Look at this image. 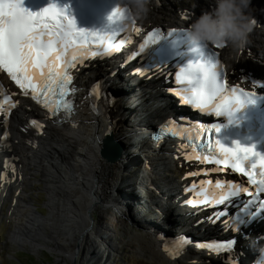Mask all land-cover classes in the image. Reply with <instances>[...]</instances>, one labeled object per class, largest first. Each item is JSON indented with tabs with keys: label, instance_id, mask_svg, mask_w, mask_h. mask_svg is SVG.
<instances>
[{
	"label": "bare ground",
	"instance_id": "bare-ground-1",
	"mask_svg": "<svg viewBox=\"0 0 264 264\" xmlns=\"http://www.w3.org/2000/svg\"><path fill=\"white\" fill-rule=\"evenodd\" d=\"M252 8L260 12L264 10V4L259 0V2L254 3ZM156 12L157 10L153 5L148 19H155ZM260 13L261 16L255 25L264 22L262 12ZM142 25L146 26L145 23H142ZM252 46V38L249 37V43L245 48L231 52L233 62L229 61L228 63L235 74L244 73V69H249V73L262 70L252 62L248 51ZM109 66L107 68L99 66L101 69L96 68L89 71L81 68L82 70L77 71L78 77L74 87L78 99L70 119L61 116L49 117L45 110L31 101L28 96H23L16 86L13 83L11 84L0 72V80L16 104L11 114H8L9 119L6 118L2 109V116L0 115V173H3L2 176L4 177L1 181L4 187L3 200L7 199V193L8 196L9 194L12 195L14 188L17 191L16 196L12 195L14 205H11L10 212L15 216V219L13 220L14 229L10 232L9 239L12 242L23 244L29 242V244L34 245L31 246L33 248L38 245H45L57 250L61 253L60 258L63 264L73 263L76 255L79 256L80 251L73 252L72 247L74 244L76 247H80L86 241V229L88 230L90 227L94 229V225L92 226L89 222L90 213L97 211L98 216H103L100 204L108 209L111 202L118 201L114 196L119 195V193L121 196H125L126 200L132 198L135 201L124 200L123 206L126 210L130 211L132 205L138 203V206L136 205L132 209L143 216L145 223H141L147 226V230L155 227L153 225L154 221L162 226L163 235L174 238L176 244L180 242L175 239H179L181 235L187 238L191 242L185 246L187 249H191L189 247H192L197 240H208L210 238V226L196 224L197 227L201 226V230L195 232L194 226H191L192 223L184 226L179 222L185 219L183 215L178 217V221L172 216L169 199L171 193L174 195L175 192L174 187L169 182L164 183L163 181L165 191L159 185L160 180L156 181L157 185L154 186L157 191L160 187V192L168 200L166 206L160 205L161 214L156 216V220L152 219V215V217L150 216L151 211L149 212V209L144 210L141 208L144 206L140 202L143 198L136 191L135 184L138 183V180H141V183H147L149 180L141 174L143 173L141 170L143 161L140 160L142 162L139 167V158L137 159V156H135L136 152L140 150L138 145L144 144L147 140V138L139 140L140 131H142L141 128L146 127V124L148 129H153L158 125L156 122L159 119H166V113L163 112L166 109L164 106L168 104L170 110H174L173 103L171 97L165 91L166 88L160 82L156 87V93L147 91L145 86L136 89L135 86L129 84V79L132 77L130 74L133 70L136 72L135 65H116L108 71ZM110 73H114V75H110ZM252 75L249 74L248 77L251 78ZM96 78L104 80L107 85L120 92L119 95L114 90L117 96L121 98V103L123 100L124 110L130 116V120L127 121L126 125H124L122 115L119 113L121 105L119 107L115 106L113 109L110 105L111 109L108 110L109 105H104L103 100L99 101L97 99L93 102L90 98L88 85ZM135 79L133 80L135 81ZM129 87L135 93L143 89V93L139 92L140 94L133 96L130 94ZM101 107H105L106 110L104 111ZM33 119L37 120L38 124L43 125V127L31 125L30 122ZM5 131H7L10 144L3 147V142L7 139L3 135ZM110 134L113 140L122 146L121 158L114 162L109 161L101 154L104 139ZM8 147L12 151L7 152ZM148 148L151 149L152 147L148 145ZM171 149L174 152L173 156L178 155L174 159L176 166L187 164V169H189L188 164L190 162L186 158L188 157L186 150L184 151L173 144H171ZM168 153L169 151L163 148L153 151L148 150V166H160L159 157L169 162L170 156ZM5 157L10 161L13 159V165L4 164L3 158ZM197 166L206 169L217 167L214 164L205 162H199ZM36 174H40L42 177L44 188L48 193L50 212L47 217L37 216L30 209V206H32L30 200L23 197V194H26L25 187L28 186L26 181L29 182L32 178L34 179ZM213 176V181H215L221 174L215 172ZM203 180L201 176H198V181ZM219 180L226 179L221 177ZM150 181L155 184V181ZM232 181L245 182L242 177L237 175L233 176ZM200 182L199 184L202 187H207ZM184 184L186 185V182ZM126 188L130 190L126 191ZM0 195L2 197V194ZM151 198L156 202L154 196ZM197 198L200 199V197ZM203 212L199 213L203 214ZM113 219L119 221L117 213L113 214ZM97 227L102 230L110 228L105 221H99ZM256 228L263 234L260 226ZM149 231L151 230L149 229ZM227 234L233 233L228 232ZM151 235V233L144 234V238L147 237L150 251L145 247L147 252L160 259L173 260L167 253L163 252V242L158 237ZM248 245L247 241H238L231 250L219 254V260L215 259L216 261L206 258V256L199 257L197 251H200L201 248L197 247L199 250H193L192 255L187 256L186 260L171 261V263L197 264L191 262L195 259L198 260V264H229V262L234 264L232 261L234 257H231V255L238 247L239 249H246ZM93 253L95 252L93 251ZM230 257L231 261H228ZM92 258L95 259V264H102L99 260H102V258L97 257L96 254H93Z\"/></svg>",
	"mask_w": 264,
	"mask_h": 264
},
{
	"label": "snow or ice",
	"instance_id": "snow-or-ice-1",
	"mask_svg": "<svg viewBox=\"0 0 264 264\" xmlns=\"http://www.w3.org/2000/svg\"><path fill=\"white\" fill-rule=\"evenodd\" d=\"M123 12L124 9L117 6L109 16V21L114 26L107 31H97L77 27L75 18L55 3H50L39 12H32L22 6V0H0V72L6 73L15 82L23 96H30L50 115L56 116L61 111L71 115L73 104L69 97L75 91L72 87L71 69L76 67L77 61L83 63L89 56L110 55L113 49L118 51L121 45L113 43L117 31H141L133 18H124ZM252 23L254 25L256 21L252 20ZM174 34L179 37L176 43L187 44L188 51L196 53V58L189 59L175 74L176 82L183 87L170 90L180 97L183 104L201 110L211 109L218 117L227 115L231 118L238 108L246 103H255V92L229 87L223 65L217 58L218 53L211 51L208 45L194 47L184 39L185 34L178 33L176 29L169 30L167 37ZM167 37L158 28L150 31L145 44L141 45V51L149 42L156 43ZM130 42L131 37H126L122 43ZM224 46L216 45L217 48ZM93 47L98 51H92ZM98 91L99 86L94 89V92ZM12 107L15 108L16 104L13 103ZM231 122L229 119V123ZM30 123L43 127L35 119ZM222 127L221 124H214L211 129H203L201 126L197 130L194 140L203 142L206 137L205 147L209 149V154L202 158V162L216 165L212 171L230 168L234 173L246 177L248 185L252 187L232 180H203L200 183L207 187H201L195 193L197 197L203 198L191 199L186 203L192 206L221 205L247 196L249 199L243 207L247 216L252 218L253 214L247 211L249 207L253 204L264 206V199L261 198V194H264V154L256 151L254 145L245 146L239 142H234L232 146L224 144L217 138ZM161 132L181 137L190 134L188 129L177 131L174 121L162 126ZM200 132H204L205 136H200ZM159 138L158 136L157 139ZM106 148L112 152L120 150L114 141L109 142ZM195 158L201 160L199 155ZM204 174L207 175V172ZM196 187L193 184L186 190H195ZM220 215L224 213H218L216 219ZM246 223L247 219L241 217L232 221L233 228L237 230ZM190 243L184 238L173 248L166 245L164 251L174 259L183 254L185 246ZM234 244V240H228L196 243L195 246L220 254L231 250Z\"/></svg>",
	"mask_w": 264,
	"mask_h": 264
},
{
	"label": "rangeland",
	"instance_id": "rangeland-1",
	"mask_svg": "<svg viewBox=\"0 0 264 264\" xmlns=\"http://www.w3.org/2000/svg\"><path fill=\"white\" fill-rule=\"evenodd\" d=\"M257 1L259 2V0H250V5L248 8V14L250 17L256 18V23L261 16L260 12H262L264 19V10L257 12L256 9L253 10L252 8L254 3ZM261 1L264 4V0ZM154 6L157 10L154 16L155 19L149 20L147 18L142 21L148 23L149 26L156 24L172 27L173 25L178 24L180 19H183V14L185 12H187V14L194 13L191 15L199 16L202 12L211 10L214 7V0H159V3L154 4ZM255 24L253 25L254 31L252 30V35L250 34L253 46L248 51L251 55L253 64L258 68H262V70L255 71V75L264 76V64L262 63L264 61V22L260 23L261 25ZM229 48L230 49L225 51V54H222L223 59H226L225 61H227V68H230L228 62H233V54H231L233 49L230 46ZM226 56H228L230 59ZM229 70L231 71L230 73L234 72L231 69ZM132 80L129 79V84L135 86L134 88L136 89H139L145 85L142 83H136L135 81L133 82ZM111 88H113V91L115 90L120 95V92H118L114 87ZM128 89L131 92L130 94L133 96L143 93V89H140V91H137L136 93L131 91L132 88L129 87ZM123 104L124 102L122 100V103L119 104V106L121 105V110L119 109V113L122 115L123 121H128L130 120V116L126 115ZM125 104H127V102H125ZM163 112L165 111L163 110ZM126 124L124 123V125ZM146 127H148L147 124ZM159 162L160 166L152 167L149 173H141L145 179L152 180L153 182L155 181V184L152 182L149 183V181L147 183H141V180H138V183L135 184L136 191L143 199L147 198L149 194H155L154 197L156 202H154V200L151 198L149 207H144L145 210L149 209V212L151 211L150 216H153H151L153 220H156V216L161 214L160 205L166 206L168 203V200H166L163 194L160 192V187L163 188L164 191L166 190L165 185H163V181L164 183L169 182L173 187L175 186L176 193V183L183 180L187 176V164L179 165L173 168L170 161L168 162L164 159H161V157H159ZM138 166L140 167V160L138 161ZM189 168L193 167L189 165ZM142 169L143 168H141V170ZM34 179L32 178L29 182L26 181L28 186L25 187L24 191L26 194H23V197H25L27 200H30L32 205L30 206V209L37 216L40 215L47 217L50 212L48 193L44 188V183L41 180L42 177L40 174H36ZM159 180L160 187L159 191H157L156 187L154 186L157 185L156 181ZM3 188V184L0 183V194H2V197L0 195V264H63L60 258L61 253L57 250H53L52 248L45 245H38L33 248L31 246L34 245L29 244V242L28 244H23L12 242L9 239L10 232H12L14 229L13 220L15 219V216L10 212L11 205H14L12 195L16 196L17 191L16 188H14V190H12V195L10 196L9 194L8 196L7 193V199L3 200ZM126 189V191L130 190L129 188ZM153 189H155V192ZM114 197L118 201L115 203L111 202L108 205V209H105V207H102L100 204L102 209L101 211H103V216H98L97 211L90 213L89 222L92 226L94 225L93 228L95 230L92 229V227H90L88 230L86 229L87 238L86 241L80 246L81 248L78 246L76 247L74 244L72 251H80V254L79 256L76 255L73 263L69 264H95V259L92 258L93 254H96L97 257L102 258V260L97 258L102 262V264H172L171 261L177 262L179 260H186L185 258H187V256L192 255L193 250H197L186 248V250L189 251H186L187 256L185 258H174L171 261L160 259L159 257L148 253V240L147 237L146 239L144 238V234H150L152 231L151 236L154 235V237H157L156 232L163 235L162 226L158 223L156 224L153 221V225L155 227L149 228L151 231H149V229L147 230V226L145 224L138 223L137 218L140 215L132 209L136 205L138 206V203L133 204L129 211L123 206L125 202L124 200H126L125 196H121L119 193V195H115ZM121 197L123 198L122 200ZM126 201L134 200L132 198H127ZM114 213H117V218L119 219L118 222L113 219ZM99 221L107 222L110 228L108 230L99 229L97 227ZM145 247H147V250ZM93 251L95 253L92 254ZM197 253L199 254V257L206 256V258L213 259L212 256L206 255L205 251H197ZM191 262L198 264V260L195 259L191 260Z\"/></svg>",
	"mask_w": 264,
	"mask_h": 264
},
{
	"label": "clouds",
	"instance_id": "clouds-1",
	"mask_svg": "<svg viewBox=\"0 0 264 264\" xmlns=\"http://www.w3.org/2000/svg\"><path fill=\"white\" fill-rule=\"evenodd\" d=\"M159 0H124L125 19H147ZM250 0H214V7L196 17L185 31L187 40L200 45H228L233 50L247 46L253 30L248 8Z\"/></svg>",
	"mask_w": 264,
	"mask_h": 264
},
{
	"label": "water",
	"instance_id": "water-1",
	"mask_svg": "<svg viewBox=\"0 0 264 264\" xmlns=\"http://www.w3.org/2000/svg\"><path fill=\"white\" fill-rule=\"evenodd\" d=\"M101 93L98 91V93L97 92H94V91H91V92H89V96H90V98L93 100V102H95L97 99L100 101V100H103L104 101V105H109L108 107H107V109L108 110H110L111 108H110V105L112 106V104L110 103V102H108L107 100H105V99H101V98H96L98 95H100ZM114 107L112 106V109H113ZM101 109H103L104 111L106 110V108L105 107H101ZM112 141H114L115 143H117L115 140H113V138H112V135L110 134L109 136L107 135V137L104 139V146H103V149H102V152H101V154L105 157V158H107L109 161H112V162H114V161H117V160H119L120 158H121V155H122V149H121V145L119 144V143H117L118 145H119V151L118 152H112V151H109V150H107V148H106V145L109 143V142H112ZM162 250H163V252H165L164 251V248H165V246H162ZM169 248H171L170 246H169ZM166 253V252H165ZM167 255H169L168 253H167Z\"/></svg>",
	"mask_w": 264,
	"mask_h": 264
}]
</instances>
